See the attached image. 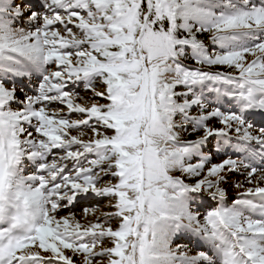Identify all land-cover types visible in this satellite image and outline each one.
<instances>
[{"label":"snow or ice","instance_id":"snow-or-ice-1","mask_svg":"<svg viewBox=\"0 0 264 264\" xmlns=\"http://www.w3.org/2000/svg\"><path fill=\"white\" fill-rule=\"evenodd\" d=\"M0 264H264V0H0Z\"/></svg>","mask_w":264,"mask_h":264},{"label":"rangeland","instance_id":"rangeland-1","mask_svg":"<svg viewBox=\"0 0 264 264\" xmlns=\"http://www.w3.org/2000/svg\"><path fill=\"white\" fill-rule=\"evenodd\" d=\"M187 135V134H185ZM236 179H240V177H236L233 176L230 178V180H236ZM236 197V190H234L231 186L228 187V202L231 203V201L233 199H235ZM107 203V201L102 200V199H97V201L93 202V204H99L102 207V210L104 211H108L107 208H104L103 206ZM75 212H77V214L79 215L81 212L80 207L78 206L77 208L73 209ZM181 242H187V241H177V243H181Z\"/></svg>","mask_w":264,"mask_h":264}]
</instances>
